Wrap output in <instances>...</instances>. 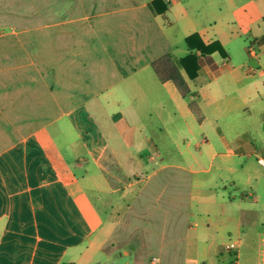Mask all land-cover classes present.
<instances>
[{"label": "crops", "instance_id": "obj_1", "mask_svg": "<svg viewBox=\"0 0 264 264\" xmlns=\"http://www.w3.org/2000/svg\"><path fill=\"white\" fill-rule=\"evenodd\" d=\"M152 1L102 0L106 10L89 12L98 0H52L53 8L69 9L66 21L52 24L51 63L45 66L41 41L36 53L42 59L29 66L35 80L22 82L20 114L8 115L35 125L25 126L20 138L11 126L0 131V264H55L62 256L67 257L63 264H110L115 255H131L128 264H137L142 236L129 216L149 181L172 165L161 162L159 170L141 178L143 170L156 165L153 154L164 150L174 121L219 132L223 100L232 124L241 117L249 124L250 141L231 147L220 132L227 153L206 141L198 147L196 169L174 166L209 174L216 162L230 169L241 147L251 154L260 145L264 153V0H161L156 8ZM194 32L205 43L219 41L227 56H199L194 77L179 65L190 89L184 97L152 64L165 55L174 63L185 57V38ZM45 69L50 70L47 86ZM90 190L121 193L131 201L123 215L105 221ZM163 192L154 193V202L163 197L181 215L186 194L166 187ZM103 202L112 207L108 199ZM187 226L198 228L196 222ZM204 231L195 235L202 238ZM133 240L138 246L126 253ZM203 247L211 249L207 241Z\"/></svg>", "mask_w": 264, "mask_h": 264}, {"label": "rangeland", "instance_id": "obj_2", "mask_svg": "<svg viewBox=\"0 0 264 264\" xmlns=\"http://www.w3.org/2000/svg\"><path fill=\"white\" fill-rule=\"evenodd\" d=\"M100 3H103L102 0H98L97 4L90 3L87 11L106 10L107 7ZM68 9L67 6L53 8L52 0H0V131L11 126L13 136L20 138L25 126L31 128L35 125L26 119H9L8 115L20 114V101L25 89L22 82L25 79L35 80L34 69L29 66L42 59V56L39 58V50L36 53V46L41 41L44 42L43 61L45 66L50 65L52 24L53 21H66ZM242 41L247 43L245 39ZM44 78L45 83L50 81V70L45 69ZM228 107L225 100L219 103V132L210 130L208 133L206 127L204 131L191 130L183 122L174 121L166 136L164 150L153 154L156 165L150 164L143 170L141 178L159 170L161 162L172 165L161 169L149 181L150 188L145 196L136 200L129 216V222L140 227L138 233L142 236L137 264H264V165L258 160L264 159V153L258 149L260 145L251 154L241 147L238 150L240 155L231 158L230 169L220 168L216 162L211 173L196 174L174 166L181 164L196 169L198 147L206 141L214 143L219 153H227L228 148L218 135L220 132L231 147L250 141L246 132L251 130L249 124L242 117L232 124ZM254 137V142L259 144L260 131ZM60 139L64 147L65 142L62 137ZM64 153L72 158L70 151L64 150ZM16 157L13 155V159ZM76 173L80 176L81 170L76 169ZM165 187L166 191L186 194L187 206L181 215L178 209L169 208L163 197L154 202V193L161 191L163 194ZM90 194L105 221L123 215L126 204L131 201L121 193L99 195L90 190ZM203 196L208 197L207 201H203ZM103 198L108 199L112 207L107 206ZM187 221L196 222L197 230L206 228L202 238L195 235L197 230L188 229ZM189 241L197 245L187 247L186 242ZM204 241L211 245L209 251L204 252ZM236 241V247L227 248V244ZM138 244V240H133L126 247V253ZM64 252L62 249L59 251L60 257ZM97 257L103 259V252H98ZM66 259L62 256L61 262L57 260L55 264H63ZM113 260L110 264L134 261L131 255H115Z\"/></svg>", "mask_w": 264, "mask_h": 264}, {"label": "trees", "instance_id": "obj_3", "mask_svg": "<svg viewBox=\"0 0 264 264\" xmlns=\"http://www.w3.org/2000/svg\"><path fill=\"white\" fill-rule=\"evenodd\" d=\"M161 0H153L151 6H157V3ZM166 5L163 6L161 12H164ZM185 43L188 48V53L185 57L180 58L179 61L174 63L169 55H165L152 64L153 69L161 80H171L177 86L182 96H187L190 93V89L185 79L179 72V65L183 66L190 77H194L196 70L198 69L199 56L210 55L214 52H218L221 56L226 57L227 53L219 41H213L205 43L201 36L197 33H191L185 38ZM190 65L194 66V70H190Z\"/></svg>", "mask_w": 264, "mask_h": 264}, {"label": "built area", "instance_id": "obj_4", "mask_svg": "<svg viewBox=\"0 0 264 264\" xmlns=\"http://www.w3.org/2000/svg\"><path fill=\"white\" fill-rule=\"evenodd\" d=\"M259 162L262 163L264 165V159L263 158H259ZM238 245V242H231L230 244H227V248L231 249L234 248ZM155 260H157V258H155Z\"/></svg>", "mask_w": 264, "mask_h": 264}]
</instances>
